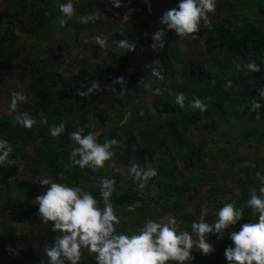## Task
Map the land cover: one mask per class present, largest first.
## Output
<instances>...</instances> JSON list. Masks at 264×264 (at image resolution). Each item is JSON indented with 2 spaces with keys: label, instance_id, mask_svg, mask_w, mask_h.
<instances>
[{
  "label": "trees",
  "instance_id": "1",
  "mask_svg": "<svg viewBox=\"0 0 264 264\" xmlns=\"http://www.w3.org/2000/svg\"><path fill=\"white\" fill-rule=\"evenodd\" d=\"M11 1L15 12L0 29V98L4 77L11 70L27 85L24 100L17 101L12 114L0 116V138L11 147L6 160L0 163V264H48L43 251L52 245L58 232L53 233L51 222L45 223L37 216L35 197L43 195L46 188L38 182L41 178L79 186L101 207L100 181L113 180L110 201L119 220L115 231L128 236L138 234L152 219V208L157 207L165 214L172 213L177 230L187 231L195 239L191 233L195 218L178 214L187 204L201 198L211 210L202 220L211 223L223 204L233 202L242 209L241 220L230 225L219 239L217 234H208L213 253L204 255L193 250V259L186 262L228 264L223 253L232 243L229 233L239 231L242 224L257 222L246 201L253 191L259 195L258 189L264 187V97L259 94L264 88V0H215V23L211 22L209 28L201 24L197 33L183 38L165 30L164 48L157 52L149 47L151 34L165 27L159 22L162 14L175 8L179 0H147V4L145 0H121L118 9L112 8L108 0H80L73 17L95 13L101 24V38L106 39L105 49L95 48L98 62L83 61L73 71L63 72L56 68L42 70L49 59L60 63L57 56L44 60L31 53L9 69L21 55L17 28L49 43L56 32L54 25L61 27L59 8L53 7L56 0ZM106 7L111 12L102 22L99 18ZM94 21L79 19L64 25H71L78 38ZM121 39L134 42L135 48L127 51L117 47L115 41ZM180 41L194 48L191 57H184ZM144 60L149 64L142 65ZM251 62H256L260 72L247 70ZM177 66H181V81L176 78ZM36 68L37 75H27L28 70ZM116 77L125 78L123 91L119 84L111 87ZM228 81L231 86L226 89ZM93 83L97 87L88 92ZM157 88L159 94L155 93ZM181 92L185 97L183 107L175 103V95ZM149 95L151 104L139 103ZM194 99L206 105L204 111L192 106ZM253 101L261 105L260 109L250 110ZM20 114L36 123L24 127L17 121ZM202 121L209 122V134L229 145L230 151L221 154L228 166L222 172L206 171L205 150L210 141H215L197 135ZM232 121L246 123L234 136L226 132ZM60 123L65 125L64 132L52 136L49 129ZM104 124L108 131L97 140L118 141L111 146L112 157L95 170L73 165L69 157L77 145L68 139V133L79 128L84 134L97 133ZM253 145L262 157L239 150ZM147 156L149 167L155 168L157 175L140 188L128 168L132 163L148 167ZM23 176H31L35 182L22 183L19 178ZM234 189L238 196H234ZM124 209L129 213L125 214ZM24 220L31 221L35 235L20 233L18 224ZM95 255L82 248L78 264H96Z\"/></svg>",
  "mask_w": 264,
  "mask_h": 264
},
{
  "label": "clouds",
  "instance_id": "2",
  "mask_svg": "<svg viewBox=\"0 0 264 264\" xmlns=\"http://www.w3.org/2000/svg\"><path fill=\"white\" fill-rule=\"evenodd\" d=\"M112 8L121 7V0H108ZM147 4V0H145ZM215 10V0H179L175 8L165 11L160 24L163 29H158L151 34L152 51L157 52L164 48L165 30H172L178 36H190L197 33L200 25L210 27L209 13ZM61 18L60 26H64L66 19L74 15L72 0L59 5ZM81 22L94 21L95 13L79 18ZM193 38H195L193 36ZM96 41L103 46L105 39L97 36ZM116 46L132 51L134 42L126 39L115 41ZM249 72H260L256 62L246 65ZM155 73V69L152 70ZM119 84L121 91L124 90L125 78L116 77L113 85ZM146 88L147 84L144 85ZM231 86V81L226 82L225 88ZM97 85L93 83L87 89L91 92ZM113 91H116L113 87ZM160 89H155L159 94ZM85 93H81L84 95ZM260 96L264 97V88L259 90ZM24 100L20 93H12L10 109H15L17 101ZM184 94L175 95V103L183 107ZM192 106L204 111L205 104L199 99H194ZM261 105L253 101L250 110L260 109ZM17 121L24 127H31L36 121L26 114H20ZM43 123V121H41ZM65 130V125L60 123L49 129L52 136H58ZM97 133L84 134L83 128L68 133V139L77 145L72 148L70 160L73 165L81 169L86 166L95 170L104 165L113 153L111 146L118 141L115 138L106 139L103 143L97 142ZM11 147L8 142L0 138V163H3L9 155ZM78 157V158H76ZM129 174L134 180H138V187L143 188L145 182L157 175L152 167H140L132 163L128 168ZM40 185L46 186L43 195L35 197L37 204V216L45 222H51V231L59 233L53 237L51 247H46L44 253L48 264H78L81 259V249L87 248L90 253H95L96 264H186L193 259L192 251L197 250L201 254L208 255L215 251L208 242V234H217L219 239L224 231L236 224L242 218V209L235 207L233 202L223 204L216 212V219L208 223L204 220L193 221L191 233L177 230V221L174 217H167L165 221L157 222L147 220L138 234L131 236L115 231V225L119 223L114 214L110 196L114 191V181L101 179L99 196L103 206L101 207L96 198L79 186H68L64 183H56L48 178H41ZM259 195L253 191L246 205L257 214L256 223H245L239 231L229 233L231 246L224 249V258L228 264H264V187L258 189Z\"/></svg>",
  "mask_w": 264,
  "mask_h": 264
},
{
  "label": "rangeland",
  "instance_id": "3",
  "mask_svg": "<svg viewBox=\"0 0 264 264\" xmlns=\"http://www.w3.org/2000/svg\"><path fill=\"white\" fill-rule=\"evenodd\" d=\"M64 2H67V0H64ZM72 2H73L74 10H75L80 0H72ZM60 4L61 2L59 0H56L55 5L53 7H55V9H58ZM105 9H106L105 10L106 12L103 13L101 17L99 18L102 20V22H104L106 19H109V11L111 12L110 7H106ZM14 12H15V5L13 4L11 0H0V29L6 27L7 17L10 16ZM251 17H254V16L251 15ZM59 18H61V13L59 15ZM208 18H209L210 23L211 22L215 23L217 21V16L215 14V11L213 13H209ZM78 20L79 19H77V17H73L71 19H67L66 21L68 24H70L71 21H78ZM97 20L98 19H95V21L91 24V26L88 27L87 30H84L79 35L78 38H76L75 30L71 25H67V26L64 25V26H61L60 28L54 25V29L56 30V32L53 33V39L49 43L47 41L41 42L39 40H36V38L31 37V35L29 36L28 34H26L24 30L21 31L20 28H17L15 32L16 34H18L20 38V41H19L20 47L18 48L20 49L21 55L19 56L20 58L16 59L13 62V64L10 65L9 69H11L13 65L15 66V63L20 61L28 53H31L32 55H35L39 57L40 59H44V60L52 56L58 57V60L60 61V63L57 64L54 61H50L51 59H49L47 62L49 64L47 63H46L47 65L43 64V68H42L43 71H50V69L52 68H56V70L60 72L67 71V69H70L71 71H73L75 68L79 67V64L82 63L83 61L85 63L98 62L97 61L98 59L94 56L93 52L95 51V48H99L101 49V51H104L105 44L101 46L96 41L97 36L102 37L101 24ZM179 45L182 49V52L185 58H188V56L189 57L192 56L194 52V48H188V46L183 41H180ZM58 48L61 50V52L58 50ZM60 53H61V56H59ZM147 64H149L148 60H144L142 62V65H147ZM177 70H178V73L176 75V78L179 81H181L180 79L181 66H177ZM28 71H27L28 72L27 75L34 76L38 74L37 68L33 71L31 70H28ZM4 78H5V81H4L5 87L2 88V96L0 98V116L12 114L14 109H10L9 107L10 102L12 100V93H20L24 96L26 94V85H27V81L21 80L14 73L13 70H11L9 74H7ZM110 84L112 87L113 82L111 81ZM151 102L152 101L149 95L143 98L139 103L151 104ZM201 125L202 126L199 127L201 128L200 131L197 130L196 132L197 135L202 136L204 139H213L215 141V143H212L210 141L207 144V147L205 150L206 153L208 154L207 159H206V162H207L206 171L211 170L212 172H214V171L221 170L222 172L223 170L227 169L228 166L224 165V163L222 162L221 154L228 153L230 151L229 145H226L224 142L219 141L218 137L213 136L212 134H209L210 129H209L208 121H202ZM245 125L246 123L244 121L240 123L232 121L231 124H229L226 132L234 136ZM106 128L107 126H105V124L104 126L102 125V127L97 132L96 139L100 137L101 135H103L105 131H108V128L107 129ZM201 132H204V133L201 135ZM105 140L106 139L97 140V142L103 143ZM239 150L243 154H250L252 156L259 155L260 157H262L261 153L258 154L256 152L257 151L256 145H253L251 148L241 147ZM146 159H147V166L149 167L151 160L148 156L146 157ZM179 170L182 171L183 173L185 172L183 168ZM19 180L22 183H25V182L27 183L30 180H31L30 182H35V180L32 179L31 176H23V177H20ZM234 196H238V190L236 189H234ZM123 211H125L124 212L125 214H128L130 210L124 209ZM209 212L211 213V210L206 206L205 203H201V198H199L198 200L192 202L191 204H187L185 209H182L178 214H181V213L188 214V215H191L192 218L194 217L195 221H199L203 219L206 215H208ZM256 215L257 214L255 213L253 214L254 218L258 219ZM167 217H174V216L172 215V213L165 214L159 208L157 209V207L152 208V219L151 220L162 222V221H165ZM18 229L21 230L20 232L21 234L28 233L31 236L35 235L34 226L32 225L31 221H25V220L21 221L18 224ZM32 249L36 250L37 245L33 244Z\"/></svg>",
  "mask_w": 264,
  "mask_h": 264
}]
</instances>
